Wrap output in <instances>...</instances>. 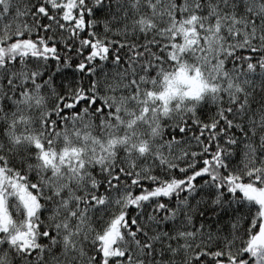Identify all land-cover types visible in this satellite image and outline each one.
Returning <instances> with one entry per match:
<instances>
[{"label": "snow or ice", "instance_id": "1", "mask_svg": "<svg viewBox=\"0 0 264 264\" xmlns=\"http://www.w3.org/2000/svg\"><path fill=\"white\" fill-rule=\"evenodd\" d=\"M0 264H264V0H0Z\"/></svg>", "mask_w": 264, "mask_h": 264}]
</instances>
